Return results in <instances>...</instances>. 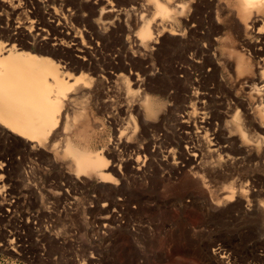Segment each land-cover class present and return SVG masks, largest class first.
Instances as JSON below:
<instances>
[{
    "label": "rangeland",
    "instance_id": "1",
    "mask_svg": "<svg viewBox=\"0 0 264 264\" xmlns=\"http://www.w3.org/2000/svg\"><path fill=\"white\" fill-rule=\"evenodd\" d=\"M22 2L23 9L13 11L2 6L0 0V26L26 21L27 15L44 23V15L49 10L63 7L72 13L73 26L89 39L101 42V49L94 53L100 71L107 74L114 70L112 65H117L121 73L128 74L131 67L144 83V91L133 96L137 107L142 109L141 115L117 113L123 135L121 140L108 146L110 163L118 164L114 172L117 184L113 186L102 188L95 174L83 176L86 184H73L69 181L75 172L61 157H57L55 165L48 159L54 153L23 149V139L15 135L8 139L0 137V161L5 167L0 170L5 179V186L0 187V264H83L92 252L102 255L106 264H146L136 261L142 253L127 241L134 230L140 232V239L145 242V253L150 252L151 241L157 243L159 261L155 264H264V237L239 212L241 206L225 203L217 208L214 204L231 181L264 179V162L244 156L240 149L231 146L230 151L239 157L237 163L223 167V173L211 171L210 167L200 170L196 167L197 161L186 153L189 140L184 139L179 124L180 114L192 101L189 94L194 90L204 93L214 121L220 117L224 121L232 118L227 114L231 101L250 102L244 91L247 75L227 72L223 75L220 70H210L213 65L209 61L199 62L205 59L201 58V46L207 44L208 37L209 42L213 37L218 38L221 45L227 36L231 42H249L252 46L246 48L252 54L254 49L263 48L264 40L257 42L255 32L247 34L241 27L237 0H183L188 5L180 9L177 23L185 31L186 44L180 43L181 36L164 35L157 46L149 42L139 51L136 46L140 42L141 24L136 19L153 17L149 0ZM112 6L118 11L112 12ZM54 23L55 26L44 24L50 33L60 29ZM93 24L105 31L104 40L97 36ZM262 24L260 21L258 26ZM124 41L127 48L122 46ZM29 46L43 55L40 45L29 42ZM117 50L122 51L121 55L115 56ZM131 51L136 54L134 60L130 58ZM199 63L207 72H202ZM82 71L91 76L98 74L91 69ZM72 72L79 75L81 70L75 67ZM105 85L99 86L92 98L88 97L87 110L93 118L89 135L92 146L109 144L113 138L111 114L115 110L107 100ZM145 93L153 99L152 113L143 102ZM141 117L148 119L145 126ZM96 120L99 127L93 125ZM76 128L72 134L79 141L81 137ZM213 158L206 153L202 159L211 165ZM204 192L209 198L207 201L202 198ZM120 196L127 203L137 204L138 209L126 207L124 215L128 225L119 228L125 241L116 249L93 240L91 226L97 217L107 213L100 202L109 199L114 204ZM263 200L257 197L255 203ZM218 243L232 252L230 263L214 254L213 248ZM181 251L199 259L181 258L177 255Z\"/></svg>",
    "mask_w": 264,
    "mask_h": 264
},
{
    "label": "bare ground",
    "instance_id": "2",
    "mask_svg": "<svg viewBox=\"0 0 264 264\" xmlns=\"http://www.w3.org/2000/svg\"><path fill=\"white\" fill-rule=\"evenodd\" d=\"M149 1L153 17L143 16L140 21L136 19L141 24L138 33L140 42L136 46L138 51L143 50L149 42L153 47L157 46L164 35L181 36L180 43L186 44L185 31L177 21L180 9L184 10L187 2ZM1 5L12 8L13 11L23 9L22 0H1ZM236 6L245 33L255 32L256 41H263L264 0H237ZM110 10L118 11V8L112 6ZM71 14L63 7L61 10L54 8L49 10L48 15H44V23L36 22L27 15L26 21L0 26V137L8 139L10 135H15L23 139V149L30 148L34 153L41 150L54 153V157L50 155L48 159L55 165L57 157H61L64 164L75 172V177L69 181L73 184H86L87 180L83 176L95 174L100 186L106 188L117 184L114 172H117L118 164L110 163L108 156V146L121 140L123 135L117 113L122 111L132 116L137 112L141 115L142 109L137 107L133 96L138 93L141 95L144 83L131 67L128 74H123L120 72L121 67L112 65L114 70L103 74L94 54L101 49V42L89 39L87 34L73 26L70 23ZM166 19L172 22L166 23ZM218 19L221 20L220 17ZM260 21L263 24L258 26ZM54 22H57L60 29L56 33H50L44 24L55 26ZM93 29L99 38L105 39V31L101 26L93 24ZM209 40L210 37L207 44L201 46V58L205 59L199 62L209 61L213 65L210 70H220L223 75L226 72L236 73L238 76L247 75L244 77V91L250 102L239 99L231 101L227 105V114L232 118L224 121L220 117L214 121L204 93L191 91L189 88L192 101L185 106L179 118L184 139L189 140L186 153L192 156L194 162L197 161L196 167L200 170H208L210 167L209 170L221 173L224 172L223 167L239 161V157L230 151L231 146L240 149L244 156L250 155L264 162V46L254 49L252 54L246 48L252 46L249 42H231L228 36L223 45L218 38ZM29 42L40 45L39 50L43 55L29 46ZM122 46L127 48L125 41ZM121 52L117 50L115 56L121 55ZM135 55L131 54V60H134ZM75 67L81 70L79 75L72 72ZM203 68L204 66L202 72H207ZM82 69H91L98 74L91 76ZM102 84H107L103 90L109 98L107 100L111 109L115 110L111 114L113 138L109 144L92 146L89 135L93 118L87 110L88 97L92 98ZM143 102L152 113L154 103L149 94L143 95ZM81 119L83 123L79 122ZM141 119L145 126L148 119ZM93 125L99 127L97 120ZM75 127L81 137L79 141L72 134ZM206 153L215 157L211 165L202 159ZM4 169L0 161V170ZM198 184L201 183L197 182ZM4 186L5 179L0 172V187ZM257 197L264 198V179H235L219 193L214 204L217 208L225 203L234 207L241 206L242 210L239 212L264 237V200L257 204ZM202 198L206 201L209 199L205 192Z\"/></svg>",
    "mask_w": 264,
    "mask_h": 264
},
{
    "label": "built area",
    "instance_id": "3",
    "mask_svg": "<svg viewBox=\"0 0 264 264\" xmlns=\"http://www.w3.org/2000/svg\"><path fill=\"white\" fill-rule=\"evenodd\" d=\"M100 205L107 211V213L101 214L94 220V223H92V239L97 243H103L101 245L105 244L106 247L112 246L118 249L117 247L125 241V239H123L119 234V228L123 227L124 225H128V222H126L124 215L126 207L127 210L135 211L138 209V206L131 201H128L127 203L126 199L122 196L118 197L116 199V203L114 204H112L111 200L105 199L100 202ZM139 233L140 232H138L137 230L132 231V238L130 240H127L130 241L140 253H142L140 256H138L136 261L138 263L146 264L157 263L159 261L156 257V253L159 252V250L155 247L157 243L151 241L149 247L150 252L145 253L147 247L145 245V242L140 239ZM152 235L155 236V233H152ZM213 251L216 256H221L224 262L230 263L232 252L228 250V248H226L223 244H216V246H214L213 248ZM92 253L93 254H91L89 258H86L84 260L83 264H106L104 263V257L102 255L94 252ZM131 254H133V252ZM166 254L167 253H165V255ZM177 255L181 258H193L196 260L199 259L197 256L189 255L184 251L179 252V254Z\"/></svg>",
    "mask_w": 264,
    "mask_h": 264
}]
</instances>
